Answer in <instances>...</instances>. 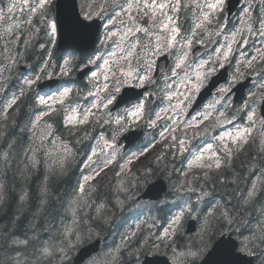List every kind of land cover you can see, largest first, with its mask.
<instances>
[{"label":"snow or ice","instance_id":"snow-or-ice-1","mask_svg":"<svg viewBox=\"0 0 264 264\" xmlns=\"http://www.w3.org/2000/svg\"><path fill=\"white\" fill-rule=\"evenodd\" d=\"M228 3L89 0L86 7H78L75 0H8L0 5V49L5 53L0 59V93L7 94L13 79L18 84L0 107V176L12 172L22 182L19 206L8 224H0V264H79L74 253L80 259L87 255V264H121L125 251L137 248L147 254L161 247L172 251L174 264H242L245 256L252 258L246 264L253 259L264 264V6L245 0L229 30ZM41 35L45 42L38 47L46 58L39 70L32 76L14 72ZM59 35L69 46L85 50L81 66H92L88 103L82 105L81 93L72 87L37 94L36 110L18 123L10 110L18 111L19 102L45 74L52 77L58 66L59 75L68 76L76 66L74 56L60 65L52 63L51 49ZM250 37L258 38L254 43L259 46L248 53L243 48ZM197 45L210 51L200 54ZM226 67L232 72L217 84L214 78ZM253 76L258 81L255 90L236 107V86ZM205 91L212 99L190 115ZM238 118L242 123H234ZM225 125L232 127L214 134ZM144 127L158 130L159 139L153 137L139 152H122L120 138L137 135L134 130ZM96 128L100 131L93 135ZM201 137L209 139L192 144ZM161 142L165 151L157 156V167L168 156L188 154L184 178L171 185L182 201L179 211L162 234L153 238L157 217L150 216L152 224L139 220L121 234L119 243L92 255L88 246L110 222L113 209L124 211L129 202L149 209L168 203H139L140 189L148 186L156 169L136 175L130 168ZM82 155L86 158L79 161L80 177L69 190L54 193L52 181L67 176ZM241 156L247 162L241 161L236 172L235 161ZM113 165L118 171L115 185L108 186L109 196L101 191L100 181ZM37 173L42 179L33 201L27 185ZM217 182L223 191H217ZM5 188L0 182V208L7 203ZM185 218L199 220L201 226L196 242L177 251L175 238ZM214 236L219 238L213 243Z\"/></svg>","mask_w":264,"mask_h":264},{"label":"trees","instance_id":"trees-1","mask_svg":"<svg viewBox=\"0 0 264 264\" xmlns=\"http://www.w3.org/2000/svg\"><path fill=\"white\" fill-rule=\"evenodd\" d=\"M0 3L6 4V0H0ZM44 42H45V38L41 35L39 38H37L34 41V44L36 45L34 49L26 55L27 60L31 61L32 64L36 67H39L42 64L43 59L46 58L45 50L40 49L38 47L39 43H44ZM51 50L53 52L52 63L55 65H59L60 64V51L57 50L56 46L52 48ZM58 70H59L58 66L55 69H53L54 74H56ZM19 103H20V107L18 111L10 110V115L14 117L18 123L22 124L27 121L30 113L34 111V108H33V105L25 99H23ZM99 131L100 129L96 128L95 132H93V135H96ZM82 151L85 152L86 154L87 149H82ZM149 156H150V153H148L143 158L144 168H154L156 169V174L160 173L161 175L166 176L167 178L169 177L172 181L174 179L181 178V173L183 170L181 167V164L183 163L182 160L178 158L174 160L175 166L173 167V172L170 173L168 171L169 166H167V169H165L164 167V168H159L158 170V167L155 165L157 161L154 164L152 161L149 160ZM85 158H86V155H82L78 157L77 162L73 164L67 176L60 178L58 180L52 181L51 186H52V190L54 193H63L71 188V186L76 182V180L80 177V174H81L79 172L80 167H81V165L79 164V161H83ZM166 161L168 162L169 160L166 158ZM241 161H244L245 163L247 162L245 161V158L243 156H241L240 159L236 160L235 161V171L236 172L241 171L240 169ZM136 166H138V164H136ZM110 170L111 168L106 170L103 180L100 181L101 191L107 194H109V187H108L109 185L106 183V179L109 176H114ZM41 179H42L41 173H37L34 176H32L28 182L27 187H28V190L30 192V195L33 201H35L36 199V195L38 192ZM0 182L6 185L5 192L7 193V203L3 206V208H0V224H8L9 220L14 215L16 208L19 206V195L21 194V183L22 182L20 180L15 179L13 177L12 172H9L6 178L0 176ZM209 187H211V184L209 185ZM216 189L217 191H223V187L218 182L216 183ZM177 207H178V204L174 205L171 203H167L166 205L161 206L158 210V213H160L161 217H159L158 219L159 220L164 219L167 214L172 212ZM164 208H168L169 211L164 210ZM106 232H107V229H106V226L104 225V228L102 231H100V233H106ZM95 237L96 236L94 235L93 239ZM257 264H258V261H257Z\"/></svg>","mask_w":264,"mask_h":264},{"label":"water","instance_id":"water-1","mask_svg":"<svg viewBox=\"0 0 264 264\" xmlns=\"http://www.w3.org/2000/svg\"><path fill=\"white\" fill-rule=\"evenodd\" d=\"M75 3L77 4V0H75ZM77 6H78V4H77ZM86 23H90V21H86ZM96 23L99 24L100 21L97 20ZM94 46H95V45H93V47H94ZM58 47H59L61 50H64V51H66V50L85 51V50L81 49L79 46H75V45H73V46H69V45L65 42V40H64V38H63L62 35L59 36ZM159 63H160L161 66H163V65L165 64V61H164V60H161V61H159ZM25 68H27V67H25ZM87 69H89V68H87ZM84 72H86V71H84ZM55 82H56V81H55ZM50 84L53 85V83H51V82H50ZM249 84H250V79H247L246 81L241 82L240 84L237 85V88H239V89H237V91H236L237 93H236V95H235V100H239V99H241L243 96H245V94H246V89H247V87L249 86ZM128 91H129V92H140V91H142V90H140V89H131V90H128ZM209 94H210V93H209L208 91H205L204 93H202V94L198 97V99H197V101H196L195 106L193 107V109L196 108V107L202 102V100H203L204 98H206ZM123 95H124V91H123V93H122V96H123ZM134 132L137 133V135H132V134H128V133H127V134H125V136H128V138L125 139L124 137H122V139L120 140V143H125V147H128V146H130V145L135 144V143L138 141V139H139V136H140L141 131L138 130V131H134ZM153 184L156 185L155 188H152V187H151V185H153ZM161 184H162L161 181H155V182H153L152 184H150V185L148 186L147 191H146V192H148V194L145 195V196H147V197H156V196L158 195V193H159V190H160ZM194 223H195V221H191V222H190V224H189V231H192L193 229H195V224H194ZM104 241H105V238H104V237H99V238L95 239L94 241H92V244H90L88 247H89L90 249H92V253H94V252H96L97 250H99L100 245H102V244L104 243ZM86 257H88V256L85 255V256L83 257V259H80L79 254H77V256H76V258L79 259V261L84 260ZM160 258H161L162 260H163V259H166V260H167L166 257H160ZM248 259H252V258H250V257H246V256L243 257V258H242V264H246V261H247ZM164 262H165V261H164Z\"/></svg>","mask_w":264,"mask_h":264},{"label":"rangeland","instance_id":"rangeland-1","mask_svg":"<svg viewBox=\"0 0 264 264\" xmlns=\"http://www.w3.org/2000/svg\"><path fill=\"white\" fill-rule=\"evenodd\" d=\"M57 39H58V37H57ZM68 57H69V56L67 55L66 58H68ZM62 63H63V61H62ZM18 65H19V62H18ZM18 65H17V66H18ZM15 69H16V68H15ZM27 75H28V76H32V75H34V74L29 73V74H27ZM254 82H255V81H253V84H252V87L250 88V91L255 90V89L253 88ZM257 82H258V81H256V83H257ZM66 87H69V86H66ZM62 88H63V87H61V88H59V89H62ZM56 91H57V90H56ZM56 91H54V92H52V93H50V94H54ZM86 91H88V90H86ZM246 98H247V97H246ZM246 98H245V99H246ZM245 99H244V100H245ZM242 102H243V101H241L240 104H241ZM240 104H239V106H240ZM258 110H259V107H258ZM134 152H139V151H134ZM183 178H184V177H183ZM138 222H139V221H138ZM165 229H166V228H165ZM163 230H164V229H163ZM119 241H120V240H119ZM119 241H118V243H119ZM152 251H156V250L154 249V250H152Z\"/></svg>","mask_w":264,"mask_h":264},{"label":"flooded vegetation","instance_id":"flooded-vegetation-1","mask_svg":"<svg viewBox=\"0 0 264 264\" xmlns=\"http://www.w3.org/2000/svg\"><path fill=\"white\" fill-rule=\"evenodd\" d=\"M61 56H62V52H61Z\"/></svg>","mask_w":264,"mask_h":264},{"label":"bare ground","instance_id":"bare-ground-1","mask_svg":"<svg viewBox=\"0 0 264 264\" xmlns=\"http://www.w3.org/2000/svg\"><path fill=\"white\" fill-rule=\"evenodd\" d=\"M64 87V86H63Z\"/></svg>","mask_w":264,"mask_h":264}]
</instances>
